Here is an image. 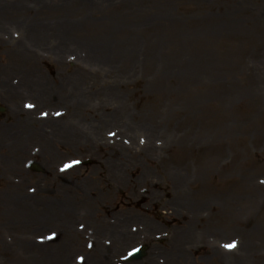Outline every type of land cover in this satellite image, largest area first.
Returning <instances> with one entry per match:
<instances>
[{
  "label": "rangeland",
  "instance_id": "374dc122",
  "mask_svg": "<svg viewBox=\"0 0 264 264\" xmlns=\"http://www.w3.org/2000/svg\"><path fill=\"white\" fill-rule=\"evenodd\" d=\"M0 107V264L264 252V0H0Z\"/></svg>",
  "mask_w": 264,
  "mask_h": 264
},
{
  "label": "bare ground",
  "instance_id": "6f19581e",
  "mask_svg": "<svg viewBox=\"0 0 264 264\" xmlns=\"http://www.w3.org/2000/svg\"><path fill=\"white\" fill-rule=\"evenodd\" d=\"M260 184H264V182H260ZM244 186L246 187L245 189L256 188L253 185H251L249 182H245ZM260 193L261 192L259 191H257L256 193H252L253 196H251L249 202L246 205H243L242 207L237 209L235 213L227 212L229 213L227 226H231L232 228H234V231L240 228L239 224L244 223V221L240 217L244 208L248 210V213H245L243 211V214L249 215L251 213V215L255 216L258 221V225L253 227L251 233H255V235L264 236V204L263 205L258 204L259 199L260 201L264 202V196ZM255 203L258 205L257 209L255 208L256 207ZM3 205L4 204H0V208ZM256 210L259 211L258 215L254 214V211L256 212ZM179 244H180L179 248L175 250L173 253L174 256L183 255V249L181 247L183 246L184 243L183 241H180ZM250 253H252L253 256H255L256 258L254 263H250ZM231 254L234 256V258H236L234 260L238 264H264V252H262V249L260 248V244L252 243L249 240H245V238H243L236 244Z\"/></svg>",
  "mask_w": 264,
  "mask_h": 264
},
{
  "label": "water",
  "instance_id": "95a60500",
  "mask_svg": "<svg viewBox=\"0 0 264 264\" xmlns=\"http://www.w3.org/2000/svg\"><path fill=\"white\" fill-rule=\"evenodd\" d=\"M144 248H138L132 252L130 259H141L144 256Z\"/></svg>",
  "mask_w": 264,
  "mask_h": 264
},
{
  "label": "snow or ice",
  "instance_id": "6c2138e0",
  "mask_svg": "<svg viewBox=\"0 0 264 264\" xmlns=\"http://www.w3.org/2000/svg\"><path fill=\"white\" fill-rule=\"evenodd\" d=\"M225 247L231 248L234 247V245H225Z\"/></svg>",
  "mask_w": 264,
  "mask_h": 264
}]
</instances>
